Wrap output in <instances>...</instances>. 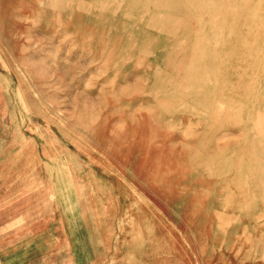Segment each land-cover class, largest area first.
<instances>
[{
    "label": "rangeland",
    "instance_id": "374dc122",
    "mask_svg": "<svg viewBox=\"0 0 264 264\" xmlns=\"http://www.w3.org/2000/svg\"><path fill=\"white\" fill-rule=\"evenodd\" d=\"M263 116L264 0H0V264H264Z\"/></svg>",
    "mask_w": 264,
    "mask_h": 264
},
{
    "label": "bare ground",
    "instance_id": "6f19581e",
    "mask_svg": "<svg viewBox=\"0 0 264 264\" xmlns=\"http://www.w3.org/2000/svg\"><path fill=\"white\" fill-rule=\"evenodd\" d=\"M168 1H170V0H168ZM162 2V1H161ZM156 6V5H155ZM228 12H232L231 10H230V8H228ZM258 120V119H257ZM258 125H259V134H260V136L261 137H263L264 136V116H263V118L262 117H260L259 118V120H258ZM227 135H228V133H227ZM230 135V134H229ZM223 136V135H222ZM232 136V135H231ZM227 136H224V138H226ZM240 137V136H239ZM223 138V139H224ZM247 143V142H246ZM250 143H253V142H250Z\"/></svg>",
    "mask_w": 264,
    "mask_h": 264
}]
</instances>
